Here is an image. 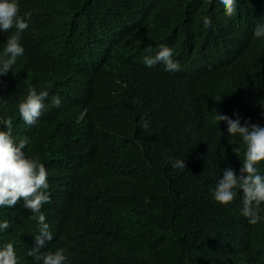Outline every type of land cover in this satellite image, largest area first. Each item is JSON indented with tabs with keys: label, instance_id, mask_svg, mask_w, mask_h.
I'll use <instances>...</instances> for the list:
<instances>
[{
	"label": "trees",
	"instance_id": "trees-1",
	"mask_svg": "<svg viewBox=\"0 0 264 264\" xmlns=\"http://www.w3.org/2000/svg\"><path fill=\"white\" fill-rule=\"evenodd\" d=\"M18 3L31 16L23 55L0 76V121L48 173L52 240L39 252L65 248L67 264H264V222L241 215L242 190L227 205L209 191L221 169L239 172L244 152L216 114L264 125V39L252 34L264 0H237L231 17L214 0ZM14 31L0 32V53ZM160 45L178 72L145 66ZM30 88L48 93L34 125L16 107ZM36 215L19 201L0 208V246L12 243L18 264H38L28 255Z\"/></svg>",
	"mask_w": 264,
	"mask_h": 264
},
{
	"label": "clouds",
	"instance_id": "clouds-1",
	"mask_svg": "<svg viewBox=\"0 0 264 264\" xmlns=\"http://www.w3.org/2000/svg\"><path fill=\"white\" fill-rule=\"evenodd\" d=\"M215 5L223 11L226 17L233 16L236 11L237 0H214ZM204 5L212 3V0H201ZM30 12L19 14L18 0H0V32H8L14 28L13 34L6 39L2 53H0V76L6 75L15 64L17 57L24 53L21 37L28 27ZM203 29L209 30L210 22L203 21ZM253 37L264 39V20H259L253 28ZM151 53V47L146 49ZM143 63L146 67H153L161 64L165 72H178L179 62L173 59V53L166 45H160L159 51L154 55H145ZM48 98L46 91H39L30 88L26 95L17 102V110L20 119L25 124L34 125L45 108L44 101ZM51 106L60 107L61 98L54 95L50 101ZM264 114V99L258 101ZM235 119L221 113L216 114V120L226 124L227 134L240 138L244 145L242 166L239 172L231 167L221 169L215 186L211 188L210 197L213 201L227 205L233 201L239 190L242 207L241 215L250 224L264 222V174H261L259 165L264 162V125L254 124L248 120L243 121L238 112H234ZM3 127L0 128V208H11L21 202L25 209L30 210L37 222V232L34 235L35 246L28 251L38 264H67L68 257L66 249L56 248L54 251L39 252L46 241L52 240V233L49 231V224L46 217L41 213L42 205L47 203L49 195L47 189V170L38 158L28 157L24 149L30 143L25 138L15 141L11 128L10 119L0 121ZM143 129L148 128L145 121ZM233 152L239 156L240 148L234 147ZM170 171L174 174L183 173L186 170L184 163L169 161ZM9 227L7 220H0V232ZM18 256L12 243H5L0 246V264H18Z\"/></svg>",
	"mask_w": 264,
	"mask_h": 264
}]
</instances>
